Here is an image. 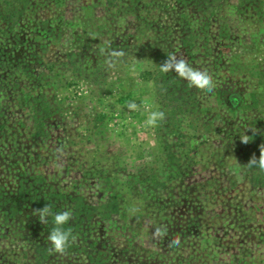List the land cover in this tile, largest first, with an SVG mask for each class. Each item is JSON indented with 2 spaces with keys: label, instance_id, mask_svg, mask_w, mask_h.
<instances>
[{
  "label": "rangeland",
  "instance_id": "1",
  "mask_svg": "<svg viewBox=\"0 0 264 264\" xmlns=\"http://www.w3.org/2000/svg\"><path fill=\"white\" fill-rule=\"evenodd\" d=\"M170 53L207 69L215 89L161 72ZM147 70L156 86L141 81ZM0 104L1 193L43 176L120 209L94 216L89 254L52 258L24 207L28 237L0 222V264L14 251L21 264H96L98 251L102 264H264V189L248 143L225 138L238 127L228 108L264 123V0H0ZM157 110L166 119L147 126Z\"/></svg>",
  "mask_w": 264,
  "mask_h": 264
},
{
  "label": "trees",
  "instance_id": "2",
  "mask_svg": "<svg viewBox=\"0 0 264 264\" xmlns=\"http://www.w3.org/2000/svg\"><path fill=\"white\" fill-rule=\"evenodd\" d=\"M140 79L144 83H154L156 86L154 72L152 71L147 70L145 72L140 73ZM220 93H221L220 91H215L214 96L218 101V103L221 104L224 99L222 93L221 94ZM2 106L3 105L0 104V109ZM232 106L233 104L231 105V107ZM241 107L242 106L240 105L239 107H237V109ZM254 108L259 109L258 106ZM222 110L223 108L219 109L220 114ZM228 112L229 113L233 112L234 114L233 118L238 123V127L237 129L232 130L235 131L236 133V135H234L233 132L230 131V129L228 130V128H230L231 126L230 124L229 127L225 129L226 131L225 138L229 140H238L244 135H248L249 143H248V148L244 149L243 151L244 159L247 164L253 155H255L258 159L260 155V146L264 145V123H262L263 121L261 122L259 119H247L245 123H242V120L244 119L243 118L238 119L236 117V114H240L241 109L234 112L228 108ZM103 118L104 117H101L100 119ZM5 122L4 123L0 122V133L4 132L5 129L7 128ZM224 122L226 121L224 120ZM249 128H252V131H250ZM249 170L254 175L252 179L254 184L258 187H263L264 189V172H261L256 167L249 168ZM47 178L48 177H43V176L36 177L35 179L33 178L34 182L28 184V181L25 180V178L23 177L17 180V184L14 190L6 191L4 188L2 190V192L4 193L0 192V203L2 202V206L7 208V212L4 215V219H0V222H3L6 225V228L12 233H15L17 236L26 235V237H28L29 234H27V228L21 227L23 223L19 219V215L22 213V211H24V207L27 208L31 207L34 209H38V208H43L46 204H48L51 206L53 214L69 209L72 212V219L69 221L68 224L64 225V228L66 230L70 228L73 235L76 236V240L77 239L82 240L83 245H79L77 242L74 241L70 244V247L65 253H67L69 257L75 254H79L80 252L89 254V249H94L96 247V244L92 243L91 245H89L85 237L91 234V232L89 233V230H91V225L94 216L98 214V215H102L104 219L111 220L113 216H115L117 213L120 214V209L118 208V201L116 199H113L110 203L102 204L101 206L89 205L86 202L85 197L79 196L80 194H77V196L74 197L71 195L78 191L77 190L78 187L76 185L70 186L69 191H66L62 187H58V189L56 188L54 189V187L51 186V183ZM50 178L52 179V176ZM12 222H17L20 227ZM25 226L27 225L25 224ZM54 226H55L54 216H49L48 223L44 224L43 227L46 236H48V234L50 233V231ZM30 239L33 238L30 237ZM34 244L31 245L30 248L31 250L33 249ZM39 244H41L42 247V243L40 242ZM30 249L29 251H31ZM11 253L12 254H10L9 256H6L7 258L5 257L1 258V261L7 259L6 264H15V263L21 264L19 257L17 259H13L12 257V255L13 254L16 255L18 251H14ZM21 253L27 256V253L25 252H21ZM51 253H52V258L61 257V255H58L53 252ZM102 256H103L102 252L98 251V255L96 257L91 256L90 259L97 264V262L101 260L100 257ZM157 257L162 259L160 255H158ZM147 258L149 259V254H147ZM39 261L40 259H38V262ZM99 264H102V260Z\"/></svg>",
  "mask_w": 264,
  "mask_h": 264
},
{
  "label": "clouds",
  "instance_id": "3",
  "mask_svg": "<svg viewBox=\"0 0 264 264\" xmlns=\"http://www.w3.org/2000/svg\"><path fill=\"white\" fill-rule=\"evenodd\" d=\"M103 51V50H101ZM122 51L113 52L112 57L118 59L122 57ZM115 60L110 61L114 63ZM160 71L164 73L174 72L178 77L185 80L189 86L195 87L199 90L211 93L215 89L214 76L207 69H199L191 66L184 58H179L175 53L167 55L166 60L161 63ZM130 108L135 109L137 105L133 102L129 105ZM166 119V114L162 110L149 111L148 118L145 121L147 126L155 127L157 123ZM241 142L244 144L249 143L248 135L241 137ZM247 166L249 168L256 167L261 172H264V145L260 146L259 158L253 155ZM33 214L36 216L41 224L48 223V217L54 216L55 226L52 228L47 236L50 243L49 251L56 254H64L70 244L76 240L70 228L67 230L64 225L68 224L72 219V212L65 210L53 214L51 206L46 204L43 208L33 209ZM159 232V230H157ZM173 244H179V238L172 241Z\"/></svg>",
  "mask_w": 264,
  "mask_h": 264
}]
</instances>
